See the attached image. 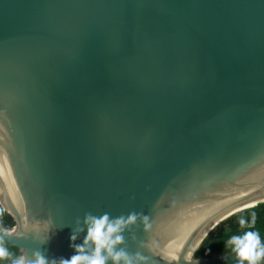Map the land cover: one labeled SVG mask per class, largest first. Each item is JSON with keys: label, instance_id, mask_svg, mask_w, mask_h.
I'll list each match as a JSON object with an SVG mask.
<instances>
[{"label": "water", "instance_id": "obj_1", "mask_svg": "<svg viewBox=\"0 0 264 264\" xmlns=\"http://www.w3.org/2000/svg\"><path fill=\"white\" fill-rule=\"evenodd\" d=\"M262 202L264 0H0V208L19 256L68 259L77 218L138 212L152 228L126 246L149 264H240L192 255Z\"/></svg>", "mask_w": 264, "mask_h": 264}, {"label": "clouds", "instance_id": "obj_2", "mask_svg": "<svg viewBox=\"0 0 264 264\" xmlns=\"http://www.w3.org/2000/svg\"><path fill=\"white\" fill-rule=\"evenodd\" d=\"M142 224L145 232L152 228L150 218L143 213L129 212L126 216L111 217L107 212L94 215L91 212L84 214L83 219L77 218L73 227L70 241L75 242L81 233H84L81 244L71 243L74 255L65 259H49L41 250H35L29 259L26 254L20 255L12 264H149V257L141 251L129 252L126 246L124 233H130L129 239L135 241L136 235L132 226ZM256 223L255 214L249 222L245 218L239 219L241 228H252ZM0 261L9 258L10 253L4 246L6 230L0 229ZM143 243L138 248L144 247ZM226 246L230 247L237 256L240 264H260L264 260V243L257 231H246L240 235L231 236ZM194 264H198L195 261Z\"/></svg>", "mask_w": 264, "mask_h": 264}, {"label": "trees", "instance_id": "obj_3", "mask_svg": "<svg viewBox=\"0 0 264 264\" xmlns=\"http://www.w3.org/2000/svg\"><path fill=\"white\" fill-rule=\"evenodd\" d=\"M253 214L256 216L255 225L252 228H241L239 225V219L243 217L250 222ZM13 226L14 222L12 218L0 208V228L3 230H10ZM249 230L257 231L260 234L262 243H264V202L240 213L206 244L195 250L192 257L194 259H207L216 254L233 253L232 249L226 246L227 240L233 235H240ZM4 246L8 249L10 256L8 259L0 261V264H12V261L19 257L18 250L5 243Z\"/></svg>", "mask_w": 264, "mask_h": 264}, {"label": "bare ground", "instance_id": "obj_4", "mask_svg": "<svg viewBox=\"0 0 264 264\" xmlns=\"http://www.w3.org/2000/svg\"><path fill=\"white\" fill-rule=\"evenodd\" d=\"M3 181H4V186L6 187V190L8 191L9 195L12 196L14 203L17 204L18 206H21V203L18 200V197L16 195L15 189L13 187H11V184H9V182L7 180H5L4 178H3ZM188 256H185V257H188Z\"/></svg>", "mask_w": 264, "mask_h": 264}]
</instances>
